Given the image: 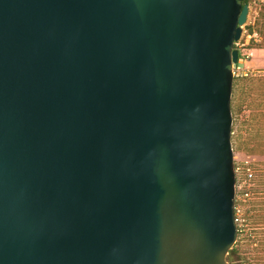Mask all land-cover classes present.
I'll return each instance as SVG.
<instances>
[{"label": "water", "instance_id": "water-1", "mask_svg": "<svg viewBox=\"0 0 264 264\" xmlns=\"http://www.w3.org/2000/svg\"><path fill=\"white\" fill-rule=\"evenodd\" d=\"M243 0H0V264H231Z\"/></svg>", "mask_w": 264, "mask_h": 264}, {"label": "rangeland", "instance_id": "rangeland-1", "mask_svg": "<svg viewBox=\"0 0 264 264\" xmlns=\"http://www.w3.org/2000/svg\"><path fill=\"white\" fill-rule=\"evenodd\" d=\"M247 4L245 25L252 26L253 33L247 34L243 25L241 37L234 45L241 59L231 93V143L236 158L264 157V0H247ZM242 248L240 264H264V234L252 243H244Z\"/></svg>", "mask_w": 264, "mask_h": 264}, {"label": "flooded vegetation", "instance_id": "flooded-vegetation-1", "mask_svg": "<svg viewBox=\"0 0 264 264\" xmlns=\"http://www.w3.org/2000/svg\"><path fill=\"white\" fill-rule=\"evenodd\" d=\"M263 157V156H262ZM253 155L251 160L250 175L255 184L252 194L249 196L248 203L243 210V220L240 224L236 217V241L232 248L228 251L226 258L231 264H240L244 243L253 242L257 236L264 234V188L261 183L264 181V157ZM256 245V243H254Z\"/></svg>", "mask_w": 264, "mask_h": 264}, {"label": "built area", "instance_id": "built-area-1", "mask_svg": "<svg viewBox=\"0 0 264 264\" xmlns=\"http://www.w3.org/2000/svg\"><path fill=\"white\" fill-rule=\"evenodd\" d=\"M237 43H235L236 45ZM241 59L239 58L238 63L233 65L232 73L233 76H238L237 71L239 70V64ZM235 184H234V215L235 222L240 224L243 220V210L248 203L249 196L252 194V189L255 184L251 178V160L247 157L236 158L234 156L233 161Z\"/></svg>", "mask_w": 264, "mask_h": 264}, {"label": "trees", "instance_id": "trees-1", "mask_svg": "<svg viewBox=\"0 0 264 264\" xmlns=\"http://www.w3.org/2000/svg\"><path fill=\"white\" fill-rule=\"evenodd\" d=\"M243 4H247V0H243ZM245 30L247 31V34L251 35L253 33V27L245 25ZM261 36L264 37V32L261 31ZM264 43V41H263Z\"/></svg>", "mask_w": 264, "mask_h": 264}]
</instances>
